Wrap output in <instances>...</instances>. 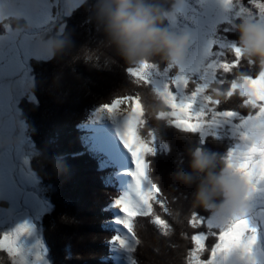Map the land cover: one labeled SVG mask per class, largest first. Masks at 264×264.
<instances>
[{
	"label": "trees",
	"instance_id": "1",
	"mask_svg": "<svg viewBox=\"0 0 264 264\" xmlns=\"http://www.w3.org/2000/svg\"><path fill=\"white\" fill-rule=\"evenodd\" d=\"M241 2L250 11H256L249 0ZM160 3L168 8L175 1L160 0ZM94 6L95 0H84L70 16L62 18L64 26L57 35L68 43L60 54L51 59L30 60L31 68H35L32 99H22L19 106L37 151L31 165L48 204L38 221V232L50 264H114L109 240L116 229L111 222L114 215L107 206L120 195L115 177L117 168L93 145L83 123L95 109L116 96L136 91L140 95L151 93L148 86L137 89L129 82L125 69L135 65L126 64L111 48L101 44L104 34L95 18ZM229 36L236 40L234 33ZM151 61L158 62L161 69L165 66L158 57ZM241 66L247 67V64L242 61ZM256 68L257 62L253 71ZM45 72L47 83L54 88L47 98L48 104H44L47 85L40 79ZM187 87L191 90V82ZM240 104V98L234 95L219 107L246 115L249 110ZM148 128H153L155 136L153 153L145 157L148 180L158 185L168 208L179 209L180 216L173 219L153 203V212L166 219L172 230L164 235L150 223L149 217L135 218L139 244L133 254L127 250V260L131 264L132 255L138 264H186L187 250L192 247L188 237L193 232L186 219L193 210L203 216L209 214L192 207L194 185L174 181L173 174L180 169L188 171L191 147L200 146L221 158L232 141L227 136L219 140L209 137L200 145L197 135L182 132L155 117L146 120L140 134L146 137ZM173 198H176L174 203ZM214 242V237L209 236L202 259L208 258ZM0 264H10L6 253L0 252Z\"/></svg>",
	"mask_w": 264,
	"mask_h": 264
},
{
	"label": "snow or ice",
	"instance_id": "2",
	"mask_svg": "<svg viewBox=\"0 0 264 264\" xmlns=\"http://www.w3.org/2000/svg\"><path fill=\"white\" fill-rule=\"evenodd\" d=\"M196 3L200 11L192 9L191 26L186 11L190 7L187 0H181L180 7L173 5L168 24L171 30L192 35L182 64L175 67L165 65L161 69L158 62L144 61L127 67L125 71L129 82L137 89L148 86L165 105L166 111L158 112L157 120H164L182 132L197 135L200 145L205 143L206 138L219 140L222 135H230L233 140L239 141L228 148L221 159L227 169L245 180L248 210L224 223H219L214 216L191 211L186 224L193 229L188 237L192 247L187 250L186 264H260L256 249L259 230L250 222L248 213L254 194L264 193V65L258 64L253 71L256 62L241 54L229 34L233 33V21L243 15L264 24V2L249 0L255 12L245 7L241 0H196ZM161 7L167 8L166 5ZM4 59L0 55V60ZM242 61L247 67L241 66ZM18 67L15 54H10L6 63L0 66V76L12 75ZM190 82L193 87L188 90ZM234 95L240 98V107L249 110L246 115L235 109L219 107ZM0 111H3L2 105ZM100 111L122 117L118 136L130 158L132 170L128 174L134 181V187L131 195L120 196L113 201V206L122 214L115 223L127 235V239L117 236L114 240L122 248L130 241L131 246L127 250L133 254L139 244L134 230L135 218L149 217L150 223L161 234L167 235L172 230L171 225L153 212V203L173 219L180 216V211L169 209L158 185L148 180L145 157L153 153L155 136L153 128L147 129L146 137L140 134L147 119L139 92L116 96L110 103L101 105ZM146 181L147 187L144 186ZM175 200L173 198V203ZM261 203L264 204V201ZM260 212L264 214V207L260 208ZM29 231V225L21 224L13 232L0 235V252L6 253L10 264H27V253L18 246L17 240ZM209 236L214 237L215 242L204 260L201 256ZM36 247H40L38 242ZM35 259H41L39 251ZM130 261L131 264H138L132 255Z\"/></svg>",
	"mask_w": 264,
	"mask_h": 264
},
{
	"label": "clouds",
	"instance_id": "3",
	"mask_svg": "<svg viewBox=\"0 0 264 264\" xmlns=\"http://www.w3.org/2000/svg\"><path fill=\"white\" fill-rule=\"evenodd\" d=\"M9 10L19 8L22 14L40 16L44 0H7ZM174 3L161 7L160 0H95V18L100 24L104 40L101 44L111 48L126 64L137 65L158 57L165 65L179 66L185 60L192 35L168 27ZM27 23L15 20L10 30L0 34V41L7 36L15 39L28 32ZM235 44L246 59L264 65V24L257 23L247 15L233 21ZM68 41L60 35L41 36L37 39L39 49L49 59L56 57ZM0 45V55H5ZM11 87L0 88V94H8ZM146 119L166 111L165 105L153 93L141 95ZM17 138L0 118V154L16 148ZM188 171L177 170L173 180L193 186V208L206 211L219 223L240 216L248 210V186L237 173L222 163L220 156L200 146L188 150Z\"/></svg>",
	"mask_w": 264,
	"mask_h": 264
},
{
	"label": "rangeland",
	"instance_id": "4",
	"mask_svg": "<svg viewBox=\"0 0 264 264\" xmlns=\"http://www.w3.org/2000/svg\"><path fill=\"white\" fill-rule=\"evenodd\" d=\"M83 1L44 0L42 14L33 17L22 14L19 8L9 10L7 0H0V34L10 30L15 20H19L20 23H27L30 29L15 39H9L5 36L3 41H0L2 51L6 53L4 55L5 59L0 60V66H3L9 55L13 53L19 62V67L14 74L0 76V88L5 85L11 87L10 93L6 95L0 94V105L3 106V111H0V118L3 119L11 133L17 138L15 149L0 154V235L13 232L21 224L30 226V231L21 234L17 240L18 246L27 253V264H50L44 242L38 232V221L47 210L48 204L42 195L38 176L35 175L31 165V159L36 155L37 151L30 138L28 123L22 116L19 106L22 99H32L31 90L34 83L35 68H31L30 60L48 58L47 54L37 46V39L41 36L57 35L60 33L64 26L62 18L67 15L70 16ZM174 1L177 7L181 6V0ZM187 2L190 5L186 11L189 16V26H191V17L194 15L192 9H196L197 12L200 9L196 0H187ZM36 76V79L39 78L38 72ZM45 76L46 72L40 79L42 84L47 85V90L44 93V104H48L47 98L53 94L54 88L53 84L50 86L47 83ZM83 127L88 131L92 143L97 149L103 150L100 144L106 139L115 143L114 145L112 144L114 155H110L104 150L103 152L111 160L114 158L113 161L115 160L119 163H116L117 170L115 177L121 186L120 196H123L125 184L121 178L125 170L124 164L128 165L129 157L125 154L126 151L122 144L118 142L120 141L118 131L122 127V117L100 111V108H98L92 112L91 118L83 123ZM103 131H106V138H100L101 134H105ZM222 136H227L231 139V147L239 142L238 140H233L230 135ZM110 145L107 146L109 149L112 148V145L111 147ZM108 152L110 151L108 150ZM130 171L131 168L127 174ZM128 176L131 177L129 174ZM144 186H148L147 182H145ZM262 201H264V193L258 192L254 194L252 201H250L248 213L250 222L259 230V241L256 249L257 260L260 264H264V214L260 212V208L264 207V204L261 203ZM107 209L114 215L113 220H111L117 231V235L114 237L120 236L127 239L126 233L115 223V220L122 215L119 209L113 206V202ZM114 237L110 239V249L114 254L115 264H128L126 250L130 245V241L126 247L122 248L114 240ZM37 242L39 243V248L36 247ZM37 251L41 255L39 261L35 259Z\"/></svg>",
	"mask_w": 264,
	"mask_h": 264
},
{
	"label": "bare ground",
	"instance_id": "5",
	"mask_svg": "<svg viewBox=\"0 0 264 264\" xmlns=\"http://www.w3.org/2000/svg\"><path fill=\"white\" fill-rule=\"evenodd\" d=\"M29 112V111H28ZM43 117V116H42ZM43 120V119H42ZM39 130V129H38ZM103 133H105V134H101L102 136H100V138L101 137H104V138H106L107 137V135H106V131H103ZM119 143H120V141H118ZM109 144H115L114 142H111V141H108L107 139L102 143V144H100L101 145V148L105 151V152H107V153H109L110 155L112 154V155H114L113 154V151H112V149L114 148L113 147V145H112V148H108L107 146L109 145ZM111 145H110V147H111ZM102 150V151H103ZM107 150V151H106ZM108 150L110 151V152H108ZM122 150V149H121ZM125 154H127L126 152H125ZM112 157V156H111ZM113 158V157H112ZM114 159V158H113ZM115 161V160H114ZM116 162V161H115ZM116 163H118V162H116ZM119 164V163H118ZM124 168H125V170L123 171V176H122V178H121V180H123V182H124V184H125V190H124V194H123V196H128V195H130V193L132 192V188L134 187V181L132 180V178L131 177H129L128 176V174H127V172L130 170V168H131V170H132V165H131V162H130V158H129V162H128V165H126V164H124ZM129 168V169H128ZM126 172V173H125ZM127 175V176H126ZM132 194V193H131Z\"/></svg>",
	"mask_w": 264,
	"mask_h": 264
}]
</instances>
